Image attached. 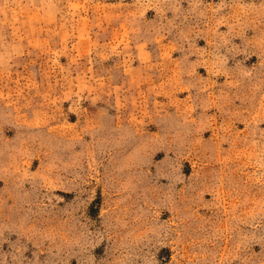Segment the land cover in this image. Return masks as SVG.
I'll use <instances>...</instances> for the list:
<instances>
[{
  "label": "rangeland",
  "instance_id": "1",
  "mask_svg": "<svg viewBox=\"0 0 264 264\" xmlns=\"http://www.w3.org/2000/svg\"><path fill=\"white\" fill-rule=\"evenodd\" d=\"M0 264H264V0H0Z\"/></svg>",
  "mask_w": 264,
  "mask_h": 264
}]
</instances>
